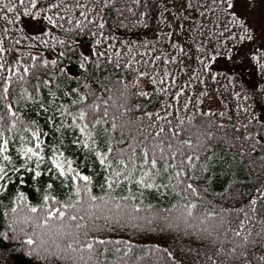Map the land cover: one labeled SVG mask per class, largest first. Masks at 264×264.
I'll return each instance as SVG.
<instances>
[{"label": "trees", "instance_id": "1", "mask_svg": "<svg viewBox=\"0 0 264 264\" xmlns=\"http://www.w3.org/2000/svg\"><path fill=\"white\" fill-rule=\"evenodd\" d=\"M11 2L15 3L16 0ZM126 6L132 7L133 11L128 12ZM165 8L172 10L170 2L165 3V0H140L138 5L134 4L133 0H117L114 7H105L102 10V18L106 21L105 35L115 36L114 40L105 42L112 46V51L108 53L112 59L101 57L98 65L90 64L87 69L79 67L78 54L80 52L87 54L83 47L90 42L87 32L76 33L73 36V39L82 46L78 48L66 46L68 50L58 67L48 65L33 69L32 65L35 62L31 60L30 55H24V53L34 55L38 51L51 60L64 49L59 46L55 49H45L42 46L32 48L29 41L22 39L16 33V28L22 26L17 25L14 28L8 24L3 18L6 9L0 8V36H3L5 28L9 29L12 34L5 38V45H10L11 50L19 49L21 61L19 72L16 71L17 66H11L12 83L6 98L0 87V115H4L5 105L9 103L13 105L15 112L19 113V116L14 117L17 125L12 126L5 133V138L10 141L8 154L12 157L9 167L16 165L19 171L18 165L24 158L19 156L18 149L22 144L34 143L31 132L24 125L27 121H35V127L42 134L41 147L45 156L51 155L48 149L55 144L66 158L73 161V167L92 177L89 185L92 194L98 198L103 197L98 201L101 207L92 210L94 216L99 217L95 221L99 227L91 226L93 217L86 215L87 209L79 213L85 217L83 222L72 221L67 217L54 221V225L62 223L65 227L73 226L70 232L79 243H73L72 246L84 253V256L80 257L79 253L70 252L72 260L65 258L60 264H172L164 249L172 252L180 264H208L209 255L215 260V264H235L239 252L236 255H230L234 245L238 249L247 250L253 256L264 254V235H257L261 232V225L264 224L262 219L264 218V196H261V193H264V131H260L256 124L247 120V113L243 109H237V98L230 94L234 90V85L223 76H219L217 82L205 75V89L213 91L227 107L228 111L223 112V115L219 110L197 108L193 101H190L189 107L185 109L184 99L181 98L173 103L171 109H168L170 115L164 116L160 113L161 121L153 124L155 117L149 118L143 113L145 111L155 113V109L163 107V102L170 99V95L154 92L156 86L150 85V81L143 78H140L139 88L129 83L134 78V70L137 69L148 72L150 79L158 78L151 76V72L155 70L152 58L165 54L166 50L161 45L164 44L165 36H168L166 40L168 44L174 38L168 35L174 23L172 18H169V13L164 12ZM146 9L143 24H138V13ZM73 15L77 14L73 13ZM164 16L167 17L166 22H162ZM166 24L170 27H166ZM53 34L63 38L60 29L54 28ZM13 37L16 38L15 41ZM128 42L133 44L132 52L135 55L128 51L126 47ZM168 46L165 45L167 48ZM8 52L0 61L5 63L6 69L10 66L7 60ZM73 52L77 54H72ZM132 61L138 63H132ZM24 64L29 66L28 73L22 70ZM118 64L119 67H117ZM172 64L175 65L174 61ZM156 65L160 69L165 67L161 61H157ZM173 65L169 61L167 67L170 68ZM60 68H64L66 74L60 73ZM53 69L56 75L49 77L48 73ZM212 71L233 76L242 84L252 80L248 75L244 78L239 71L229 72L215 68ZM7 75L6 70H0V84ZM44 79H50L51 83L43 84L41 81ZM179 79L180 81L177 80L175 85L171 86L172 88L182 87V80ZM37 84L38 93L35 91ZM125 84L128 85L127 89L124 88ZM21 88L32 96L31 100L26 99L25 92H22ZM71 89L84 92L87 99L83 104L95 101L99 105L95 112L89 111L88 115L102 121L91 127L99 126L108 130L103 141H111L113 149L110 153L113 160L111 169L119 171L118 157H122L128 165L123 174L128 179L113 183L111 189L103 183L105 171L100 167L98 160L89 156L94 153H90L82 145L73 143L80 135L78 129L61 127L57 131L58 125L72 124L71 117L66 113L75 114L76 107L80 106L71 104L72 100L78 99V94L71 93ZM143 89L153 92V95L146 98L136 94ZM186 90L187 100L189 101L191 94L194 100V93L189 91L190 89ZM235 90L239 91V88ZM66 92L69 94L65 95ZM121 92L125 93L123 97L120 95ZM52 93L55 95L53 96ZM171 94L174 95V91ZM37 95L39 99L36 98ZM157 99L161 103L158 104ZM41 103L45 105L43 109L39 107ZM64 104L69 105L67 110L61 107ZM137 104L140 108L136 107ZM53 109L65 113L64 119ZM5 120H8L7 116ZM113 124L116 126L113 127ZM158 127L164 130L157 132ZM248 132H252L253 136H248ZM188 140H191V145L182 143ZM169 144L172 148L168 147ZM173 151L176 153L174 159L171 155ZM145 152L149 161L154 155L157 159V164L151 167L152 179L145 177L146 182L154 185L150 188L144 187L136 180V177L142 175V169L149 171V166L144 163ZM189 156L190 161L187 159ZM92 160L96 162V165H93ZM164 161H167V165ZM32 164L35 165V158ZM51 167V162L45 159L44 164L41 165V168L45 169L42 172L43 180L31 179L28 169H25L26 182L23 185L19 184L20 177L17 173L8 172L9 177L17 178L11 179L10 186L5 192L0 193V233L6 232L9 236L8 240L0 236V253L4 254L0 255V262L7 256H11L17 264H32L34 258L18 251L21 245L26 246L24 234L37 240L39 239L37 233H40L46 245L55 247L58 241L61 246H66L67 238L57 235L58 231L63 229H58L54 225L38 226L35 219L38 213L32 214L33 219L27 220V226H25L24 216L21 215L24 207L18 205L19 210L16 213L11 207V200L18 190L25 193L30 203L40 204L42 194L47 191L45 187L49 178L47 168ZM177 173L179 176L176 175ZM51 179L55 181L51 194L63 203H71L74 196H69L71 193L69 181L64 178L57 179L54 176ZM79 183L84 182L79 181ZM188 184H192L195 192L187 188ZM125 197L127 199H124ZM132 197H135V201ZM253 197H256L254 206ZM117 201L121 205L125 203L131 205L133 202L140 204V208L133 214L142 219L132 222L121 221L120 227L115 225L104 227L106 214L115 211ZM50 203L55 205L54 201ZM188 204H193L192 215L187 219L177 220V215L183 212ZM5 211L8 213L7 216L4 215ZM208 213L215 215L208 216ZM72 214L74 213H69V215ZM17 216L21 218L17 219L10 228L9 224ZM165 217L167 219H164ZM148 221L151 223L149 224ZM169 221L175 226H170ZM241 222H244L243 227ZM78 223L81 224V229L77 233L74 225ZM133 224H140L143 227H133ZM85 225L88 226L85 227ZM209 225L214 229L212 234L204 231ZM21 228L22 232L13 231V229ZM233 230L238 232L239 236L233 235ZM197 231L199 235L196 234ZM15 236H19V239H15ZM245 236L249 239L241 245ZM89 237H99L93 243L90 253L86 248L80 249L81 244L91 242ZM100 240H105V243H100ZM126 241L132 242L131 248L127 247ZM156 245H159V248H156ZM221 248L224 249L223 253L218 251ZM225 255H228L227 260ZM55 261L56 258H53V264Z\"/></svg>", "mask_w": 264, "mask_h": 264}, {"label": "snow or ice", "instance_id": "2", "mask_svg": "<svg viewBox=\"0 0 264 264\" xmlns=\"http://www.w3.org/2000/svg\"><path fill=\"white\" fill-rule=\"evenodd\" d=\"M117 0H16L12 3L11 0H0V8L6 9L4 15L5 21L16 28L17 25L22 27L16 28V33L22 39L29 41L30 46L34 49L39 47H44L45 49H55L59 46L61 49L55 57L51 60L46 58L42 53L36 52L34 55L30 53H24V55H30V58L35 63L32 65L33 69L37 66H48L55 65L59 66L60 61L65 57V53L68 50L66 46H71L73 48L81 47L78 41L73 39L76 33L87 32L90 38L89 44L83 45L87 54L85 52H80L79 54V67L81 69H87L90 64L98 65L100 63L101 57H106L111 60L112 57L108 55L112 51L111 44H106L107 41H112L115 36L105 35V23L106 21L102 18V10L105 7H114ZM169 0H165L168 3ZM133 3L138 5L140 0H133ZM171 9L174 10L170 14L172 15V21L175 23L176 27L168 33L169 36L174 37L169 41L170 53H165L159 56H153V70L151 72L152 77H158L157 79H150L149 73L145 71L134 70V78L129 83L135 84L137 88L140 87V78L150 81V85H155L154 92L161 94L168 93L170 99L163 102V107L155 109V113L151 111H145L143 113L146 117H155L153 124L156 121H161L163 113L164 116L170 115L168 109L173 107L174 101H179L181 98L184 99L183 107L187 109L189 107L190 101L187 100L188 92L186 89L190 85L185 82L184 86L172 88L175 85L177 77L173 74L167 67L169 61L176 62V67L180 73H185L186 71L191 72L189 79L194 78L195 83H203L205 80V75L213 81L218 82V77L223 76L225 80L234 85V90L230 93L232 96L237 98V109H243L247 113V120L251 123L257 125L260 131H264V0H170ZM127 7V6H126ZM128 12H132V7H127ZM259 12V21L255 20V16ZM165 13H169L168 8L164 9ZM7 13H11L9 16ZM76 13L77 15H73ZM147 9L143 12L138 13V24H143V18L146 16ZM119 14V13H118ZM167 17L164 16L162 22H166ZM68 25L67 27L65 25ZM166 27L170 25L166 24ZM60 29L63 33V38L54 35L53 29ZM27 30V34L25 31ZM3 36H0V61L4 59V54L11 51V47H5V38L10 36L12 33L8 28L3 30ZM34 33V34H33ZM15 37L13 40L15 41ZM18 43V41H16ZM121 43H125L121 41ZM104 46L101 48L100 46ZM138 46V42H137ZM128 51L132 52L133 44L128 42L126 44ZM19 51V49H16ZM119 51V49H117ZM171 53H181L184 56V60L178 55ZM72 54H77L73 52ZM39 57V59H37ZM185 60L188 63H185ZM157 61L164 63L165 67L163 69L158 68L156 65ZM239 61L241 64H246L251 68L250 75L252 80L246 83H240L235 80L233 76H228L225 73L219 71L213 72L212 69L217 67V65H225L228 62L236 63ZM16 71L19 72L21 61L19 58L16 59ZM132 63H138L132 61ZM192 63H196L199 71L190 67ZM183 65V66H182ZM120 65L118 64L117 67ZM129 67V65H124ZM0 70H6L8 75L3 79L2 87L5 98L9 93V86L12 83L10 77L13 74L11 71V66L8 69L5 68V63L0 62ZM24 73L30 71L27 64L23 65L22 68ZM60 73H65L64 68L59 69ZM56 75L55 69L48 73V76ZM22 79V77H21ZM43 84L48 85L51 83L50 79H44L41 81ZM39 84V82H38ZM38 84L35 86V91L39 92ZM87 87V85H85ZM128 85L125 84L124 88L127 89ZM235 88H239L236 91ZM22 92L25 89L21 88ZM174 91V95L171 93ZM71 93H77L78 99L72 100L71 104L73 106L80 105L76 107L75 114L67 112V116L71 117V125H58L57 131L61 127H74L78 129L79 136L73 141L77 145H82L84 148L88 149L90 153H94L95 160H98L100 167L105 171L104 185L111 189L113 183H119L121 179H128L124 176L128 165L122 157H118L119 171L111 169L113 163L110 153L113 152L111 147V141H103L104 135L107 133V129L97 130L91 125L102 123L95 116L89 117V111L95 112V109L99 105L93 101L90 104H83L87 99L84 92H79L78 89H71ZM69 93L66 92L65 95ZM137 95L141 97L149 98L153 95V92H149L146 89L140 90ZM26 99L31 100L32 96L25 92ZM54 96L55 93H52ZM120 95L123 97L124 92ZM201 96H207V90L200 93ZM39 99V96L36 97ZM19 102V101H17ZM197 102H199V97H197ZM104 103H107L104 101ZM157 103H161L157 99ZM41 109L45 107L43 103L39 105ZM65 110L68 109L69 105H61ZM140 108V105H136ZM145 107H147L145 105ZM4 115H0V193L5 192L6 188L10 186V180L16 179V176L9 177L8 172L17 173L20 177L19 184H25L26 180L25 169H28V175L31 179L36 180L40 178L43 180L42 172L45 170L41 168L44 164L45 159L51 162L52 167L47 168L49 178L45 185L47 191L42 194L40 204H32L28 201L27 196L23 191H17L16 195L11 200L12 211L16 213L18 205L24 207V212L21 214L24 216V223L27 226V220H32L33 215H38L35 217L38 226L43 227L47 225H54V221H59L60 218L67 217L72 221L80 220L84 221L85 217L79 215L82 211L87 209L86 215L93 217L92 227H99L95 224V221L99 217L94 216L93 209L100 208L101 205L98 201L102 200L103 197H97L92 194L89 187L92 177L86 175L83 171L73 167V161L70 158H66L64 153L56 147L55 144L50 146V156H45L42 150L43 140L41 131L35 127V121L25 122V127L31 132V137L34 138V143L22 144L18 149V154L23 157V161L19 163L17 169L16 165L9 167V163L12 160L11 155L8 154L10 141L5 138V133L10 130L12 126L17 125V121L14 118L19 116L16 113L12 104L5 105ZM179 109H177L178 111ZM61 116L62 119L65 117V113H60L58 109H53ZM221 115L224 113L221 112ZM105 115L107 111L105 110ZM5 116L8 120H5ZM191 119V117H190ZM10 121V123H9ZM77 121H79L77 123ZM171 123V121H168ZM116 125L113 124V127ZM157 132H162L164 129L158 127ZM179 130V129H177ZM248 136H253L252 132L247 133ZM98 141H102L98 143ZM182 143H187L191 145V140L184 141ZM172 148V145H168ZM155 151V150H154ZM175 151L172 152L173 159L175 158ZM145 160L144 163L149 166V171L141 170L142 175L136 177L139 184L144 185L146 188L154 187L152 183L146 182L145 177L149 180L152 179L151 167L157 164V159L155 155L149 161L147 159V152L144 153ZM33 158H35V165L32 164ZM163 159V157H161ZM191 159V157H187ZM167 165V161H164ZM46 167V166H45ZM183 171V169H181ZM111 172V174H108ZM71 174V175H69ZM179 176V173L176 174ZM56 177L57 179L64 178L69 181L71 187V193L69 196L74 198L71 203H63L55 195L51 194V190L54 187L55 181L51 177ZM79 181H83L80 184ZM187 188L193 192L195 189L192 184H188ZM175 190V189H174ZM83 193V195H82ZM107 195V193H105ZM264 196V193H261ZM124 199H127L126 197ZM135 201V197H132ZM54 201L55 205L50 203ZM256 197L252 198V204L255 205ZM97 202V203H93ZM149 207H151L149 205ZM140 208V204L133 202L131 205L125 203L121 205L119 201L115 203V211L108 212L105 217L104 227H120L121 221L132 222L142 217L134 215L133 213ZM39 210V211H38ZM193 204H188L183 212L177 215L176 219L181 220V218L187 219L192 215ZM74 213L69 215V213ZM55 214V217H54ZM5 216L8 215L7 211L4 213ZM214 213H208V216H213ZM20 216L14 217V219L9 224L11 225L20 219ZM164 219H167L166 217ZM206 219V218H205ZM264 219V218H262ZM150 224L151 221H148ZM170 226L171 221L168 222ZM244 222H241V227H243ZM58 229H63L58 231L57 235L64 236L67 238L68 242L66 246H61L57 241L55 247L51 245H46L44 243V238L40 233H37L39 239L34 240L32 236L24 234L25 245H21L18 250L19 253L26 255L28 257L34 258L32 264H53V258H56L55 264H60L65 258L72 260V256L69 253H79L80 257L84 256L83 252L79 249L73 248V243H79L78 240L74 239V234L70 232V228L73 226L65 227L62 223L54 225ZM88 225H85L87 227ZM133 227H143L140 224H133ZM74 228L78 233L81 229V224H75ZM13 231L22 232L23 229H13ZM204 231L212 234L214 229L209 225ZM199 235V231L196 232ZM233 235L239 236V233L233 230ZM257 235H264V224L261 225V232ZM0 236L4 240H8L9 236L5 233H0ZM15 239H19V236H15ZM91 242L87 244H81L80 249H88L89 253L93 249V243L96 242L99 237H89ZM248 236H245L241 241V245H244L248 240ZM100 243H105V240H100ZM127 247H132L131 241H126ZM159 248V245H156ZM167 256L171 259L172 264H180L173 253L164 249ZM223 253L224 249L218 250ZM239 252L238 259L235 264H264V254H257L253 256L247 250L238 249L235 245L230 251V255H236ZM63 254V255H62ZM0 255H4L0 253ZM208 264H215V260L212 256H208ZM228 259V255H225V260ZM0 264H17V261L11 256H7Z\"/></svg>", "mask_w": 264, "mask_h": 264}, {"label": "rangeland", "instance_id": "3", "mask_svg": "<svg viewBox=\"0 0 264 264\" xmlns=\"http://www.w3.org/2000/svg\"><path fill=\"white\" fill-rule=\"evenodd\" d=\"M169 2H170V0H169ZM170 7H171V3H170ZM170 11L172 12L174 10H170ZM171 12H169V18H172V15L170 14ZM255 20L257 22L259 21V12L258 11H257V14L255 16ZM175 27H176V25L174 23L172 29L175 28ZM172 29L170 28L171 31H172ZM165 37L166 38L164 40V44H161V45L163 46V48H165V50H166L165 53H170V46H168V48L165 47L166 44L169 45L168 42H166L168 36H165ZM5 47H11V46L10 45H5ZM171 54L180 56V58L182 60L185 59L183 54H181V53H171ZM17 58H19L18 51H16L14 49V50H11V51L8 52L7 60H8V63L10 64V66H16L15 62H16ZM170 62H171V65H173L172 61H170ZM174 63H175V65L171 66L169 69H170V71H172L173 74H175L177 77L181 78L182 86H184L185 82H187L190 85L188 90L190 89L189 91H192L194 93L195 97H194V100H193L192 94H191L189 101H193L195 103V107H197V108L206 107V109H211V110H214V111L219 110V111L224 112V113H226L228 111L226 105L224 104V102H222V100L213 91H207V96H201L200 93L202 91L206 90L204 82L203 83H195L194 82V78L193 79H189V77L191 76V72L190 71H186L185 73H180L178 71L177 67H176V62H174ZM185 63H188V62L185 60ZM190 67L195 69V70H197V71H199L196 63H192L190 65ZM214 68L215 69H225V70H227L229 72L230 71L231 72L239 71L244 76V78L246 77V75H248L252 79V77L250 75L251 68L248 65H246V64H241L239 61H237L236 63L228 62L226 64V66L225 65H217V67H214ZM179 78L177 80L180 81ZM197 97H199V102H197ZM187 99H188V97H187ZM173 103H175V101ZM95 129L101 130L102 128L98 126ZM98 143H99V141H98ZM48 151H49V153H51L49 149H48ZM89 156H91L92 159H95L94 154L93 155H89ZM92 162H93V165H96V162L94 160H92Z\"/></svg>", "mask_w": 264, "mask_h": 264}]
</instances>
